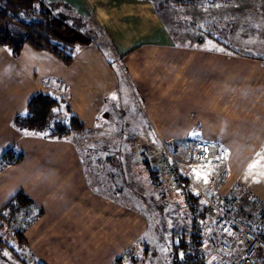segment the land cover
I'll return each mask as SVG.
<instances>
[{
	"label": "rangeland",
	"instance_id": "rangeland-1",
	"mask_svg": "<svg viewBox=\"0 0 264 264\" xmlns=\"http://www.w3.org/2000/svg\"><path fill=\"white\" fill-rule=\"evenodd\" d=\"M160 2L163 0L151 3L170 33L173 45H144L114 58L106 54L110 53L111 45L102 34L103 51L111 62L106 65L102 62V73L110 76L109 68L113 69L119 89L110 98L113 105L107 113L99 115L91 131L55 138L47 132L13 127L19 132L17 145L25 151L26 158L18 165L8 166L11 171L0 174V203L8 202L25 182L32 184L35 166L39 167L42 161L43 166L50 164L48 174H51L44 177L48 181L41 184L43 190L30 191L34 202L23 209L14 227L0 221V264H42L19 239L17 230L23 229L40 208L46 211L49 204L60 198L57 194L73 182L78 186L70 193L66 190L60 203L69 200V210L73 207L71 211L84 218L72 230L65 222L62 225L66 232L70 230L69 238L77 241V254L84 264H102V255L98 248L95 252L92 245H87V250L84 246L91 231L93 237L97 235L92 229V217L97 215L98 208L93 204V208L87 206L89 197L73 195L82 188L96 197L102 194L133 200L139 197L144 201L143 208L150 212L153 227L149 246L143 247L140 254L133 249L128 251L121 264H180L183 255L170 247V236L178 226L174 223L185 218L190 206L191 220L199 211L200 218L213 217L219 229H224L226 222L238 224L232 217L241 216V212L225 209L222 198L230 192L264 137V63L260 61L264 59V0ZM60 10L70 11L62 6L56 9ZM87 26L84 29L95 27L91 16ZM61 95L55 119L69 123L71 113L66 93L62 90ZM102 126L108 128L105 134ZM102 142L120 147L115 158L108 162H102ZM198 142L211 144L215 158H198L193 146ZM62 144L69 145L62 150ZM133 152L143 163L148 159L158 173L156 182L162 184L163 180L167 184L168 181L171 189L185 196L187 206L172 202L161 206L164 199L159 188L135 191L136 186L144 187L143 177L150 171L146 165L136 170L135 164L127 159ZM72 153L75 158L68 165L67 154ZM165 154H170L184 173L187 180L182 179L187 188H177L174 178L166 176L161 161ZM58 159L62 160L61 164ZM194 169L201 172L200 178ZM58 173L62 175H53ZM113 174L116 177L111 181ZM66 175L70 176L66 178ZM62 179L70 182L61 183ZM190 191L202 196V202L190 199ZM43 193L48 196L43 197ZM220 218L224 222L217 226ZM247 231L256 234L247 227L245 236ZM177 237L179 241V233ZM41 254L53 259L58 251L51 244Z\"/></svg>",
	"mask_w": 264,
	"mask_h": 264
},
{
	"label": "crops",
	"instance_id": "crops-1",
	"mask_svg": "<svg viewBox=\"0 0 264 264\" xmlns=\"http://www.w3.org/2000/svg\"><path fill=\"white\" fill-rule=\"evenodd\" d=\"M48 1L66 3L74 10H70L69 13L72 11L73 14L78 13L85 16L86 22L88 16H91L95 22L93 28L97 29L99 38L92 45L78 46L75 50V59L70 65L65 64L52 53L37 50L30 45H25L18 57L14 56L9 48L0 45V157L9 148L18 146L19 132L13 126V120L18 114L25 112L27 104L35 94L46 92L61 98L63 90L66 93L67 106H71L73 112L84 122L87 127L86 132L91 131L99 115L107 113V109L113 105L110 98L114 97L119 89L118 78L113 79V69L109 68L110 71L108 70L110 76L102 73V62L103 65L106 62V64L111 63L106 54H109V57L117 58L144 45H173L170 33L150 1ZM103 33L111 45L110 53L106 54L103 51ZM110 65L112 66V64ZM106 131L108 128L102 126V134H105ZM62 145L64 146H61V149L65 150L64 147L69 144ZM127 146L129 148L131 145ZM16 148L25 153L22 147ZM119 148L117 144L102 142V162L114 159ZM129 151L133 150L130 148ZM255 151L253 157L244 166L230 188V190L235 189L238 193L237 197L248 205L255 202L264 204V137ZM135 152L129 153L127 159L135 164L138 171L145 163L138 158V154ZM119 156H121L120 160L122 161L123 154ZM67 157L66 160L69 165L73 162L72 159L75 158V154H67ZM58 161L60 164L62 163V160L58 159ZM42 163L43 161L39 167L35 166L34 176L30 181L32 184L29 185V182H25V185L19 189L25 190L31 197L30 191L39 188L43 190L41 184L48 181L44 177L51 174H48L51 172L50 164L47 163L43 166ZM132 166L133 164H130L131 168ZM9 167L0 170V174L11 171ZM53 175L61 176L62 174ZM69 176L66 175V178ZM112 177L111 181L116 175L113 174ZM143 179L144 187L136 186L135 191L141 192L140 190L144 189L159 188L160 191L162 190L164 199L161 206L164 207V203L170 202L187 206L185 196L180 193L177 194L178 192L171 189L170 183L164 178L167 184H164L163 180L162 184L157 183L150 173ZM60 182L68 183L70 180L62 179ZM154 183L158 185L155 186ZM76 186L78 185L73 182L71 187L66 189V193H70ZM66 190L63 188L62 193L57 194L60 198H56L53 204H49L46 211L44 210V213L25 231L26 245L34 256L44 264H84L77 254L79 253L76 248L77 241L68 236L70 230L78 225L77 221L80 220L82 223L84 216L72 212L73 207L69 210V200H63L60 203ZM73 195L77 198L80 196L89 197L90 203L87 206L93 208L95 205L94 208H98L97 215L92 217V229L97 235L93 237L91 231L87 239L85 238L86 233L83 234V238H85L86 250L88 249L87 245H92L95 252L97 248L99 249L98 253L102 255V264H114L116 259L126 252L133 249L136 254H140L143 247L149 246L150 240L148 241V239L150 238L149 234L152 233L153 221L150 212L143 208L144 201L140 200L139 197L135 200L120 198L115 194H102V197H96L87 193L83 188L77 193L74 192ZM47 196L43 193V197ZM6 202H1L2 205L0 206L3 207ZM231 209L235 210V207H231ZM187 211L184 219L174 223L178 226L174 228L176 231L170 236V247L173 249L174 244L178 241L177 233L189 230L191 225L190 208ZM238 212L240 211L238 210ZM239 214L241 216L237 215L232 218L240 226L227 223L225 219L226 226L224 229L216 227L213 217L204 218L203 247L207 264H228L231 259L237 258L244 250L246 245L244 228H249V226L247 223H242L246 217L242 213ZM64 222L69 226L68 232L62 225ZM50 243L58 251L53 259H48L41 254L46 246L51 247ZM87 253L89 255V252ZM256 261V264H263L258 256Z\"/></svg>",
	"mask_w": 264,
	"mask_h": 264
},
{
	"label": "trees",
	"instance_id": "trees-1",
	"mask_svg": "<svg viewBox=\"0 0 264 264\" xmlns=\"http://www.w3.org/2000/svg\"><path fill=\"white\" fill-rule=\"evenodd\" d=\"M152 2L153 0H146ZM177 3L194 4L198 0H174ZM223 1V0H212ZM165 3V0H163ZM163 2H160L163 4ZM62 6L68 10L69 7L64 2H51L48 0H0V45L9 48L14 56L18 57L25 45H30L37 50L48 51L59 58L67 65L73 63L75 50L78 46H88L97 42L98 31L96 28L84 29L87 26L85 16L72 15L66 11H56ZM88 27V26H87ZM239 53L238 51H236ZM250 60L248 57H244ZM264 63V59H260ZM264 65V64H263ZM59 98L50 93L39 92L35 94L23 113L18 114L13 124L22 130H34L47 132L49 136L55 138L68 137L72 134H83L87 131L84 122L73 112L71 106H67L71 113L69 123L61 119H55L56 107ZM55 110V111H54ZM55 119V120H54ZM25 153L15 146L9 148L0 157V170L10 165H15L23 161ZM150 175L158 178L156 170L150 166L148 159L144 161ZM181 178L187 180L184 173L179 171ZM190 199L202 202V196L195 195L193 191L189 193ZM236 190L231 189L222 198L225 209L235 207V211H240L246 217V223L258 236L264 239V204L255 202L246 204L239 199ZM34 202V199L23 189L19 190L0 209V221L15 226L18 216L23 209ZM191 208V206H190ZM44 209L40 208L38 214L25 224V227L17 230L18 237L26 243L25 231L42 214ZM24 233V235H23ZM180 240L174 244L177 254L190 256L188 245L189 230L179 233ZM118 257L114 264H121L124 256ZM262 260V252L258 254ZM137 258H133L135 261ZM44 264V263H42Z\"/></svg>",
	"mask_w": 264,
	"mask_h": 264
},
{
	"label": "built area",
	"instance_id": "built-area-1",
	"mask_svg": "<svg viewBox=\"0 0 264 264\" xmlns=\"http://www.w3.org/2000/svg\"><path fill=\"white\" fill-rule=\"evenodd\" d=\"M194 150L198 158L214 159L216 151L211 144L205 142H198L194 144ZM162 168L166 171V176L174 178L178 184L177 188L185 189L188 187L186 182L180 177L179 169L175 163V160L170 154H165L162 159ZM210 211H213L211 206ZM215 211V210H214ZM199 211L196 212L194 218L191 220L189 227L188 245L190 250V256H183L180 259V264H207L204 258L203 247V229L204 218L198 216ZM220 213H218L219 215ZM224 222L220 218L217 221V226H221ZM246 245L242 253L237 257L230 260L228 264H256V257L259 252H262V261L264 263V239L253 232H246Z\"/></svg>",
	"mask_w": 264,
	"mask_h": 264
},
{
	"label": "snow or ice",
	"instance_id": "snow-or-ice-1",
	"mask_svg": "<svg viewBox=\"0 0 264 264\" xmlns=\"http://www.w3.org/2000/svg\"><path fill=\"white\" fill-rule=\"evenodd\" d=\"M55 111V110H54ZM194 171V173L196 174V176H197V178H200V176H201V172H199V171H197V170H193ZM204 179H205V182H207V175L205 174L204 175Z\"/></svg>",
	"mask_w": 264,
	"mask_h": 264
}]
</instances>
